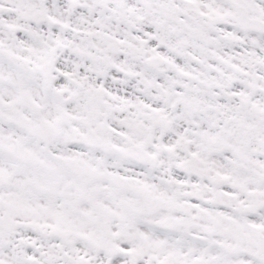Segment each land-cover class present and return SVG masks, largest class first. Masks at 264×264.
Here are the masks:
<instances>
[{
	"label": "snow or ice",
	"instance_id": "1",
	"mask_svg": "<svg viewBox=\"0 0 264 264\" xmlns=\"http://www.w3.org/2000/svg\"><path fill=\"white\" fill-rule=\"evenodd\" d=\"M0 264H264V0H0Z\"/></svg>",
	"mask_w": 264,
	"mask_h": 264
}]
</instances>
